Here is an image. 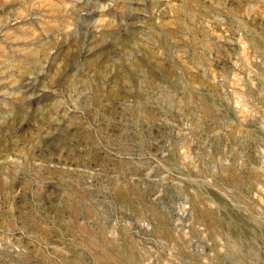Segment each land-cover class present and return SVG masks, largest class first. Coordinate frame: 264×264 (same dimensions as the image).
I'll use <instances>...</instances> for the list:
<instances>
[{"label":"rangeland","instance_id":"obj_1","mask_svg":"<svg viewBox=\"0 0 264 264\" xmlns=\"http://www.w3.org/2000/svg\"><path fill=\"white\" fill-rule=\"evenodd\" d=\"M0 264H264V0H0Z\"/></svg>","mask_w":264,"mask_h":264}]
</instances>
